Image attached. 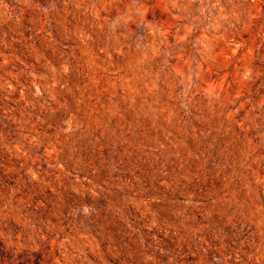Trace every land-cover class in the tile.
Listing matches in <instances>:
<instances>
[{"label":"rangeland","instance_id":"1","mask_svg":"<svg viewBox=\"0 0 264 264\" xmlns=\"http://www.w3.org/2000/svg\"><path fill=\"white\" fill-rule=\"evenodd\" d=\"M0 264H264V0H0Z\"/></svg>","mask_w":264,"mask_h":264}]
</instances>
